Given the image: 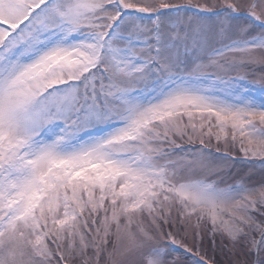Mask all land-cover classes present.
Returning <instances> with one entry per match:
<instances>
[{
    "label": "snow or ice",
    "instance_id": "1",
    "mask_svg": "<svg viewBox=\"0 0 264 264\" xmlns=\"http://www.w3.org/2000/svg\"><path fill=\"white\" fill-rule=\"evenodd\" d=\"M0 264H264V0H0Z\"/></svg>",
    "mask_w": 264,
    "mask_h": 264
},
{
    "label": "rangeland",
    "instance_id": "2",
    "mask_svg": "<svg viewBox=\"0 0 264 264\" xmlns=\"http://www.w3.org/2000/svg\"><path fill=\"white\" fill-rule=\"evenodd\" d=\"M234 159L232 161L228 162V168L227 171H231L234 174H244L248 171L249 165L245 162H243V158L237 154L233 153ZM209 254L211 255V248H209ZM218 259L220 257H217Z\"/></svg>",
    "mask_w": 264,
    "mask_h": 264
}]
</instances>
